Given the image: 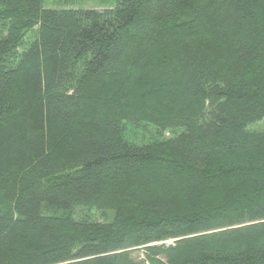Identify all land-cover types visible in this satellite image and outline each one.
Wrapping results in <instances>:
<instances>
[{"label":"trees","instance_id":"trees-1","mask_svg":"<svg viewBox=\"0 0 264 264\" xmlns=\"http://www.w3.org/2000/svg\"><path fill=\"white\" fill-rule=\"evenodd\" d=\"M0 264H264V0H0Z\"/></svg>","mask_w":264,"mask_h":264},{"label":"rangeland","instance_id":"rangeland-1","mask_svg":"<svg viewBox=\"0 0 264 264\" xmlns=\"http://www.w3.org/2000/svg\"><path fill=\"white\" fill-rule=\"evenodd\" d=\"M114 0H44V7L48 8V7H74V8H96V9H104L107 6H110L111 3H113ZM73 3V5H72ZM263 127V122L262 123H258L255 125L251 126L252 130H257V129H261ZM157 128L153 127V126H146L140 129H135V132L138 133V136H135L136 133L134 131H130L133 136L135 137H131L134 139H137V141L142 142V140L144 141H148L156 136H158L157 133ZM166 135H169V133H167ZM151 136V137H150ZM81 208V209H79ZM78 210L75 211V218H83V217H87L90 216L91 220H96V221H112L114 216V211L112 210H108L105 212H100V211H96V209H86V208H82L79 207ZM134 257H136V259L141 260L144 259V255L143 253L137 252L136 254H134Z\"/></svg>","mask_w":264,"mask_h":264}]
</instances>
